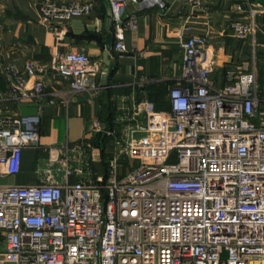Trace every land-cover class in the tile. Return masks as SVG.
Wrapping results in <instances>:
<instances>
[{"label":"built area","instance_id":"1","mask_svg":"<svg viewBox=\"0 0 264 264\" xmlns=\"http://www.w3.org/2000/svg\"><path fill=\"white\" fill-rule=\"evenodd\" d=\"M130 1L109 0L118 55L137 23L136 13L124 16ZM185 1L205 8V0ZM37 7L61 40L64 23L88 14L93 1L39 0ZM232 27L239 39L255 29L241 19ZM180 46L168 109L120 96L115 126L103 129L112 156L101 179L91 167L93 147L81 139L49 149L41 182L0 186V264H264V87L246 63L224 67L217 84L205 36ZM49 70L71 94L96 90L104 72L83 49L60 45L50 64L26 60L22 71L6 64L9 85L0 96H39ZM40 119L0 115V175L18 173L23 148L40 145ZM92 129L101 131L99 120ZM122 159L134 164L125 168Z\"/></svg>","mask_w":264,"mask_h":264},{"label":"crops","instance_id":"2","mask_svg":"<svg viewBox=\"0 0 264 264\" xmlns=\"http://www.w3.org/2000/svg\"><path fill=\"white\" fill-rule=\"evenodd\" d=\"M38 1L0 0V91L9 85L3 72L6 64H13L17 71L23 70L26 60L50 64L60 45L65 50L83 49L103 70L104 51L110 45L114 67L106 76L105 72L97 74L96 90L71 94L67 80L49 70L43 75L46 85L39 96H0V115H41L40 145L23 148L19 172L0 175V186L41 182L49 149L81 139L93 147L91 167L97 179H101L106 174L103 159L112 156V137L104 130L115 126L112 118L120 96L147 97L158 108L168 109L169 88L182 71L180 40L187 36L207 38L208 55L215 60L213 77L217 84L224 80V67L246 63L247 70L254 71L264 87V0H205L202 9L185 0H162L164 5L149 0L130 1L124 16L136 13L137 23L124 33L123 55H118L113 47L115 26L109 0H92L93 8L88 14L65 22L61 40L42 19ZM238 4L242 10L237 8ZM257 7L262 10L251 13L250 8ZM236 19L255 25L244 39H239L232 27ZM35 78L29 77L28 87ZM51 99L55 103H50ZM95 120L100 121L101 131L92 129ZM48 175L57 173L50 170ZM71 180L76 178L72 176Z\"/></svg>","mask_w":264,"mask_h":264},{"label":"water","instance_id":"3","mask_svg":"<svg viewBox=\"0 0 264 264\" xmlns=\"http://www.w3.org/2000/svg\"><path fill=\"white\" fill-rule=\"evenodd\" d=\"M109 49H110V45H108L106 50L104 51V61L106 64V68L104 69L105 76L107 75V73H111L114 67V63L111 62V55Z\"/></svg>","mask_w":264,"mask_h":264},{"label":"rangeland","instance_id":"4","mask_svg":"<svg viewBox=\"0 0 264 264\" xmlns=\"http://www.w3.org/2000/svg\"><path fill=\"white\" fill-rule=\"evenodd\" d=\"M107 162H108V158L104 157V159H103V165L106 167V169H107ZM121 163L124 165L125 168H127V166L129 168V167H131L134 164V162H133V164H131V162H130L129 159H122L121 160ZM94 174H95V172H94Z\"/></svg>","mask_w":264,"mask_h":264}]
</instances>
